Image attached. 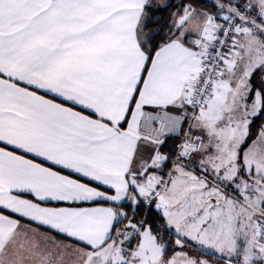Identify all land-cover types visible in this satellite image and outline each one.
Listing matches in <instances>:
<instances>
[{
    "label": "snow or ice",
    "instance_id": "1",
    "mask_svg": "<svg viewBox=\"0 0 264 264\" xmlns=\"http://www.w3.org/2000/svg\"><path fill=\"white\" fill-rule=\"evenodd\" d=\"M206 2L0 0V264H264V0Z\"/></svg>",
    "mask_w": 264,
    "mask_h": 264
},
{
    "label": "trees",
    "instance_id": "2",
    "mask_svg": "<svg viewBox=\"0 0 264 264\" xmlns=\"http://www.w3.org/2000/svg\"><path fill=\"white\" fill-rule=\"evenodd\" d=\"M207 5H208V3L206 2L205 4H203L202 6H204V7H207ZM163 15H167V13H164ZM262 121H257V123H256V125H255V128H258L259 126H260V123H261ZM255 128L253 129V131H255ZM193 252L195 251L194 249L192 250Z\"/></svg>",
    "mask_w": 264,
    "mask_h": 264
},
{
    "label": "crops",
    "instance_id": "3",
    "mask_svg": "<svg viewBox=\"0 0 264 264\" xmlns=\"http://www.w3.org/2000/svg\"><path fill=\"white\" fill-rule=\"evenodd\" d=\"M168 144L169 145H171L172 144V141L171 140H169V142H168ZM165 151H167V146L165 147V149H164ZM167 171V169H165V172ZM65 174H67V172L65 171ZM73 178H76L75 177V175L73 176ZM84 206H88V205H84Z\"/></svg>",
    "mask_w": 264,
    "mask_h": 264
},
{
    "label": "built area",
    "instance_id": "4",
    "mask_svg": "<svg viewBox=\"0 0 264 264\" xmlns=\"http://www.w3.org/2000/svg\"><path fill=\"white\" fill-rule=\"evenodd\" d=\"M212 2V0H207V3L209 4V3H211ZM185 127H187V125H185ZM166 179H167V177H165Z\"/></svg>",
    "mask_w": 264,
    "mask_h": 264
}]
</instances>
